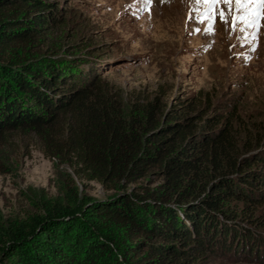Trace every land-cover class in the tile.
Masks as SVG:
<instances>
[{
	"label": "trees",
	"instance_id": "trees-1",
	"mask_svg": "<svg viewBox=\"0 0 264 264\" xmlns=\"http://www.w3.org/2000/svg\"><path fill=\"white\" fill-rule=\"evenodd\" d=\"M59 11L55 0H0V143L8 132L27 130L45 157L70 161L86 180L115 188L155 171L162 182L137 201L96 205H87L71 182L62 198H41L24 217L0 213V256L9 264H194L205 246L229 250L232 243L254 252L250 233L242 231L249 242L237 239L217 215L231 218L221 207L229 196L260 198L264 172L246 169L264 158L238 159L229 120L197 128L186 112L164 113L157 97L125 111L119 91L93 67L83 81L52 61L37 64L39 51L30 47L50 20H61ZM207 171L210 199L195 202Z\"/></svg>",
	"mask_w": 264,
	"mask_h": 264
},
{
	"label": "rangeland",
	"instance_id": "rangeland-1",
	"mask_svg": "<svg viewBox=\"0 0 264 264\" xmlns=\"http://www.w3.org/2000/svg\"><path fill=\"white\" fill-rule=\"evenodd\" d=\"M55 1L61 20H50L43 38L30 47L32 52L39 51L37 64L52 61L83 81L92 76L89 67H93L92 73L108 88L119 91L125 111L136 100L157 97L164 113L172 108L171 114L186 112L197 128H209L208 121L215 119L219 121L213 126L216 129L229 120L240 145L238 159L264 158V18L250 28L242 21L233 22L232 17L226 25L216 16L209 30V20L201 22L207 6L195 0H152L147 5L144 0ZM227 7L217 5L216 10L227 11ZM205 109L203 118L197 119ZM75 167L70 161L45 157L29 131L8 132L0 143L3 218L33 213L41 198H62L65 185L71 182L87 205L123 198L137 201L145 190L162 182L152 171L145 178L120 181L109 188L82 178ZM246 170L264 172V163ZM211 175L207 171L201 178L195 202L210 199ZM259 193L255 202L226 196L221 207L231 218L217 215L231 234L232 230L239 233L237 239L245 235L243 241L249 242V236L256 243L254 252L232 243L229 250L210 251L205 246L203 258L194 264H264V187ZM244 230L250 235L243 234ZM110 249L119 259L115 247ZM8 262L0 256V264Z\"/></svg>",
	"mask_w": 264,
	"mask_h": 264
},
{
	"label": "snow or ice",
	"instance_id": "snow-or-ice-1",
	"mask_svg": "<svg viewBox=\"0 0 264 264\" xmlns=\"http://www.w3.org/2000/svg\"><path fill=\"white\" fill-rule=\"evenodd\" d=\"M144 2L147 5L151 4L152 0H144ZM195 3L207 6L201 13V22L208 19L210 22L209 30L214 27L216 16H219L221 22L226 25L229 23V17H232L233 22L242 21L250 28L258 26L257 21L264 18V0H195ZM217 5H227V11L224 9L216 10ZM233 12H235L234 16L232 15Z\"/></svg>",
	"mask_w": 264,
	"mask_h": 264
}]
</instances>
